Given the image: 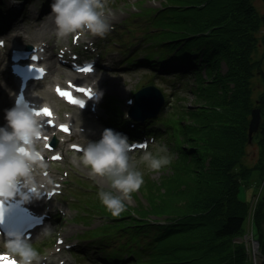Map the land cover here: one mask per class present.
I'll use <instances>...</instances> for the list:
<instances>
[{
	"label": "trees",
	"instance_id": "16d2710c",
	"mask_svg": "<svg viewBox=\"0 0 264 264\" xmlns=\"http://www.w3.org/2000/svg\"><path fill=\"white\" fill-rule=\"evenodd\" d=\"M159 1L141 27L140 41L147 49L135 51L145 52L143 60L135 54L127 62L144 67L156 79L183 84L195 102L178 105L181 97L174 94L177 102L168 105L165 118L145 121L147 130L162 123L175 143L169 171L162 176V193L144 182L146 204L133 213L126 205L115 217L100 199L79 202L77 211L107 219L84 237L110 239L107 259L116 260L114 264H254L244 243L235 240L246 232L249 210L239 198L240 185L254 170L264 181V121L252 142L259 157L253 166L243 163L251 146V112L256 107L264 114V93L253 98L256 79L264 82L262 58L255 55L262 45L264 11L256 0ZM261 187L253 227L262 257L258 264H264ZM77 218L90 225L84 215ZM121 235H127L133 248L119 242Z\"/></svg>",
	"mask_w": 264,
	"mask_h": 264
},
{
	"label": "rangeland",
	"instance_id": "374dc122",
	"mask_svg": "<svg viewBox=\"0 0 264 264\" xmlns=\"http://www.w3.org/2000/svg\"><path fill=\"white\" fill-rule=\"evenodd\" d=\"M2 6H0V18L2 21V26L0 29H6L0 35V43H5L7 49L11 46L8 45L7 37H13L17 31L22 32L26 35V28L30 30H35L38 28V24L42 23L48 15L52 14L51 5L54 3V0H2ZM106 4V16L111 25L110 31L103 37L93 36L90 33L73 34L66 38H53L49 40L48 37H41L36 40H26V44L35 42H43L48 45L50 51H56V56L61 55L65 58H71L74 56L75 52H80L82 54L81 58L85 59H95L98 61L102 67L98 68L99 75L102 73L101 77L104 80L100 83L103 84L102 89H99L101 92V97H99V108L95 114L88 112H81L83 115L81 118H84V122L79 121L73 123L72 120H69L76 108L68 106L66 103L61 101L56 97L54 86L57 84L59 86H68L64 75H60L61 82L55 83L50 80L49 77L39 82L38 84L49 85L51 91L53 90V100L57 102V109L61 115V120L71 121L75 125V129L85 130V133L79 137V140L74 141L73 143H80L84 146L88 142H98L102 137V134L105 129L113 130L115 124L111 125L110 115L112 112H115L116 116L121 117L120 113H123L125 116L130 110L131 106L127 105V101L132 99L133 94L140 88L146 85H156L161 89L165 96L164 107L160 111V115L165 114V117L169 113L170 106L177 102L176 96L174 94H179L181 97V102H177L178 105L184 103L185 106H191L194 104L195 96L193 93H188V89L185 87L183 89V84L174 83L170 84L163 79H156L152 77V74L148 72L144 67H139L136 65L128 66L126 60L130 57H133L135 54L139 60H143L144 54L132 53L134 50L147 49L145 42L141 40L142 30L141 27L145 23L144 19L156 8L160 6L159 0H105ZM257 6L260 10H263L262 0H256ZM46 15V16H45ZM109 16H115L110 19ZM149 19V18H147ZM264 27V26H263ZM150 29V28H147ZM264 29V28H263ZM145 32V31H144ZM26 39V37H24ZM50 41V42H49ZM119 41V42H117ZM28 42V43H27ZM12 43V42H11ZM10 43V44H11ZM259 47L258 52L255 54L257 57L262 58L263 68H264V31L262 35V42ZM6 46L0 45V54H6L7 59L5 64L8 63V53ZM137 48V49H136ZM125 51V55L123 53ZM88 55V56H86ZM50 60L47 65L52 62ZM169 61H166L162 64V67H167ZM61 64V63H60ZM63 64V63H62ZM64 67H67V64H63ZM64 72V71H63ZM53 75L58 76V72L53 70ZM194 80L193 77L191 76ZM173 79V78H172ZM182 81H185L183 79ZM79 83V82H74ZM192 83V82H191ZM264 93V82L262 78H257L255 82V90L253 94L254 100H258L261 95ZM15 90H13L9 95L10 103L13 104ZM33 96L38 98V95L33 93ZM170 101V106H167V103ZM254 109L260 110V122L264 118L263 111L260 108L254 107ZM253 109V110H254ZM252 110V112H253ZM251 112V119H252ZM56 114V113H55ZM158 116V117H159ZM162 116V118H165ZM155 119V118H154ZM77 125V127H76ZM91 125H97L98 131L96 136L94 135V130L91 128ZM88 127H90L88 129ZM155 127L160 130V132H165L164 135L156 136L153 143H150L147 148L148 151H152L154 154L157 152L158 148H166V154L170 156L172 153L174 141L166 136V129L162 123L155 124ZM259 130V128H258ZM257 130V131H258ZM256 132L253 133L255 135ZM87 136V137H86ZM253 137V136H252ZM72 138V137H71ZM254 137L252 138L250 148H248V155L244 158V164L253 166L259 155V147L256 143L252 144ZM72 142H65L59 145L58 150L67 151L65 159L59 164H54V166L46 164V168L40 170L44 176H47L53 173L54 184H62L60 188L61 193L58 194L59 201L55 198L57 207H62L66 215H54V217H59L55 221V227L48 230L45 234L38 239L37 243H32L33 247L38 248L37 251L40 253L42 260H45L51 253L56 245H61L59 243L62 238V235L58 233L56 227L60 228V231L67 229V233L63 234L68 236V241L73 242L72 250L69 247H64L63 260L65 264H114L117 263L116 260H109L106 258L107 252L106 247L109 244L110 239H102L101 237H94L92 240H88L80 237L85 231L95 228L96 226L106 222L105 217H92L85 214V219L90 222V226H85V224L77 221L75 219L76 214L73 209V201L77 199L78 196L81 197L82 203H92L95 204L99 200L98 193L101 190H110L108 182L100 177L93 178L90 175V169L86 168L79 162V157L82 154H74L71 149ZM40 146L44 147L43 142ZM144 150H135L130 152V155L135 156L137 161V168L143 172L144 182L150 183L153 189H157V194L162 193L163 184L162 176L168 173L169 168L166 166L162 167L159 171H152L146 167L145 164L139 162V156L142 155ZM165 153H161L164 155ZM47 174V175H45ZM39 175V174H38ZM264 184V181L261 178L260 171L254 170L249 177L242 181L239 190V198L249 205L248 215L250 214V209H255L257 207V200L255 198L260 196L262 190L261 185ZM96 188V189H93ZM254 201V204L252 205ZM125 204L131 207V213H133L135 208H139L146 204V199L143 197V189L140 188L139 191L132 193L131 200L125 201ZM254 213V212H253ZM75 217L72 219V217ZM58 234H56V232ZM55 234V235H54ZM129 235V234H128ZM122 242L131 243V240L127 238V235H121ZM68 242V243H69ZM235 242H240V240H235ZM1 251H5L4 246H0ZM124 252V249H122ZM82 252L83 259H80L79 256L73 252ZM252 259L254 264H258L261 261V253L256 250L251 252ZM61 256V255H60ZM62 260V256H61Z\"/></svg>",
	"mask_w": 264,
	"mask_h": 264
},
{
	"label": "clouds",
	"instance_id": "9594fccd",
	"mask_svg": "<svg viewBox=\"0 0 264 264\" xmlns=\"http://www.w3.org/2000/svg\"><path fill=\"white\" fill-rule=\"evenodd\" d=\"M51 9L58 38L84 33L103 37L110 31L105 0H54ZM6 119L7 126L0 128L2 199L14 198L21 186L38 191L35 174L38 169L46 168L39 147L44 135L41 120L19 101L16 107L7 111ZM149 139L153 141L154 137ZM148 144L139 156L140 163L152 171H159L171 162L166 148H158L154 154L147 150ZM130 152L127 137L105 129L98 142H88L82 147L79 157V162L90 169L93 178L100 177L108 182L110 190H101L98 195L102 205L114 217L126 210L125 201H130L132 193L139 191L144 183L143 172L137 168L136 158ZM4 247L5 252L0 257L15 259L16 264H42L40 253L22 233H9Z\"/></svg>",
	"mask_w": 264,
	"mask_h": 264
},
{
	"label": "bare ground",
	"instance_id": "6f19581e",
	"mask_svg": "<svg viewBox=\"0 0 264 264\" xmlns=\"http://www.w3.org/2000/svg\"><path fill=\"white\" fill-rule=\"evenodd\" d=\"M114 17L115 16H109L110 19H112ZM54 21H55L54 16L52 14H50L47 16V18L42 23L38 24V28H36L35 30L32 31L29 28H26V31H27L26 35L20 31H17L13 37L8 36L7 37V41H8L7 44H10L12 42V43H14V45L15 44L24 45V44H26L25 41L27 39L28 40H36V39H39L41 37H48L49 40H53V38L57 39L58 37L56 36V26H55ZM24 37H26V39ZM35 44H37V43H35ZM46 47H47L46 44H43V43H39V45H38V49L40 52L45 50ZM6 59H7L6 54H3V53L0 54V128H4L7 126L6 113L8 110H11L14 108V105H12L10 103V99H9L8 95L13 90H15V89L17 90L19 88V86L13 81V79L10 76V72H9L10 69H8V66H6V64H5ZM51 65H52V68L55 72L58 71L57 77H55L53 75V73L50 77V80H52L53 82H56V83L60 82V75H62V74L65 76V78L72 80L73 82L85 81L86 78H91L94 75H96L98 84L94 83L92 85V87L95 89V91H97V96H98L99 89H102L103 84H100V82H101L100 77H99V75H97L95 73L93 75H92V73H78L76 71L71 72V73H65V72L61 71L60 67H56L55 63H53V64L51 63ZM94 69H96V68H94ZM34 83H38V81H35ZM76 85H78V84H76ZM58 86L59 85H55L54 88L56 89ZM88 86H91V85L88 84ZM32 92L37 93L38 97H41L43 100H45V101H41L39 104H37V106L35 107L36 110L48 108V109H51L52 113L54 111H57V107H56L57 103H55L54 101H52V102L49 101L50 98H53V94H52V91H51V88L49 85H40V86L35 85L34 88L32 89ZM16 93H17V91H16ZM95 103H97V98H96ZM92 105H93V103H92ZM81 114H82L81 112L75 111L71 116H69V118H70L69 120H72L73 123H76L79 121L84 122L85 119L81 118L83 116ZM38 118L41 120V122L43 124V128H44V135L41 137V139H43V141L45 143H47L48 141L51 140V138L53 136L55 137L57 134H59V132H53L54 127L48 126V120L51 119L52 124L55 126L56 122L61 118V115L58 112L57 116H54V114H53L51 118L44 117V116H40ZM263 121H264V118H262V120L260 122L259 130L262 127ZM72 122L68 121V123H58L57 126L59 127L61 124H66V125L70 126L71 127L70 132L65 134V135L72 136V139L74 141H76V140H79V137L85 133V130L75 129L74 128L75 125H73ZM76 127H77V125H76ZM88 128H90V127H88ZM91 128L94 130V135L96 136L97 132H99L98 126L97 125H91ZM249 130H250V126H249ZM259 130L256 132V134L259 132ZM45 137H47V139H45ZM66 141H67L66 139L61 140L62 143H65ZM251 141H249V142H251ZM71 144H74V143H71ZM39 147L42 150L43 159L48 158L50 156L49 151H47L44 147H41V146H39ZM58 154H60V153H58ZM53 177H54L53 173L50 172L49 175L44 176L42 173H40V169H38L36 174H35V181L37 184L38 191L33 192V194L36 196L39 193H42L43 190L50 191V190L54 189V187H52V185L54 184ZM37 200L38 199H36V201ZM51 200H52V196H50L46 201L42 202L41 203L42 206L47 208L48 210H55V205H53ZM48 215H51V214H48ZM57 230H59V227H57ZM63 232L67 233V229H65ZM41 236L42 235H39V231H34L33 237L29 238V239H33L32 241H36V240L40 239ZM67 238H68V236H67ZM3 244H4V240L0 239V246ZM73 244H74L73 242H69L65 245V247L70 248V247H72ZM68 251H73V250L71 248V249H68ZM59 253L62 256V260H61V256L59 255ZM73 253H76V252L74 251ZM42 264H65V261L63 260V253L60 250L53 251V253L50 256H48L45 260H42Z\"/></svg>",
	"mask_w": 264,
	"mask_h": 264
},
{
	"label": "water",
	"instance_id": "95a60500",
	"mask_svg": "<svg viewBox=\"0 0 264 264\" xmlns=\"http://www.w3.org/2000/svg\"><path fill=\"white\" fill-rule=\"evenodd\" d=\"M135 103L129 114L139 120L156 116L165 102L162 91L155 85L141 88L134 94ZM260 125V110L254 109L250 121L249 141L252 140L254 132H257Z\"/></svg>",
	"mask_w": 264,
	"mask_h": 264
},
{
	"label": "snow or ice",
	"instance_id": "6c2138e0",
	"mask_svg": "<svg viewBox=\"0 0 264 264\" xmlns=\"http://www.w3.org/2000/svg\"><path fill=\"white\" fill-rule=\"evenodd\" d=\"M34 61H38V57L36 56H33L32 58ZM31 68L33 70H35L36 72L39 73V78L40 79H43L44 76L46 75V72L43 68H36L35 65L33 64L31 66ZM76 71L78 72H81V73H91L93 71V67L91 65L87 66V67H81V68H77L75 69ZM76 87V90L84 95H86L88 98H92L93 97V94L91 92V90L89 89H85L83 87H80V86H75ZM57 92L59 93V95L66 99L68 103L72 104V105H79L80 107H82L84 104H82L80 101H78L77 99L74 98V96L70 93V92H65V91H61L60 89H57ZM34 115H36L37 117H40V116H44V117H48V118H51L53 113L50 109L48 108H43L41 110H36L34 111L33 113ZM48 126L49 127H54V125L52 124V121L51 119L48 120ZM61 131L65 132V133H69L70 130L67 126H64L62 125L61 126ZM45 139H47V137H45ZM142 147H145V145H143ZM48 148L49 150H52V151H55L52 143H50L48 145ZM54 159H60V157H54ZM2 211H0V222H2ZM0 264H15V262L13 260H11L10 258L8 257H0Z\"/></svg>",
	"mask_w": 264,
	"mask_h": 264
},
{
	"label": "built area",
	"instance_id": "2783aa9c",
	"mask_svg": "<svg viewBox=\"0 0 264 264\" xmlns=\"http://www.w3.org/2000/svg\"><path fill=\"white\" fill-rule=\"evenodd\" d=\"M257 200L256 198L254 199V201ZM254 201L252 203V205L254 204ZM255 209H250V214H249V225H248V233L247 235L244 237V240L247 244V246H251V248L253 249V251L257 250V245L253 239V217H254V213Z\"/></svg>",
	"mask_w": 264,
	"mask_h": 264
}]
</instances>
